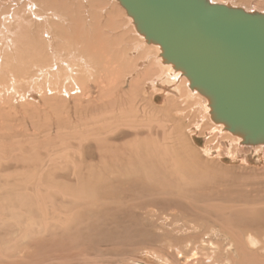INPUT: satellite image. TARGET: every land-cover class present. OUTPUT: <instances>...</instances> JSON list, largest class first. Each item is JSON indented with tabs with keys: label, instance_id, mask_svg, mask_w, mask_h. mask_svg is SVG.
Wrapping results in <instances>:
<instances>
[{
	"label": "rangeland",
	"instance_id": "rangeland-1",
	"mask_svg": "<svg viewBox=\"0 0 264 264\" xmlns=\"http://www.w3.org/2000/svg\"><path fill=\"white\" fill-rule=\"evenodd\" d=\"M4 1L0 264H264L263 157L249 152L242 161L234 147L228 153L217 139L207 144L202 133L209 125H202L201 136L191 134L174 113L180 104L168 110L143 87L150 74L141 76L143 82L141 73L128 76L139 56L122 55L136 40L117 8L110 6L125 24L116 55L124 63L118 73L110 66L109 74H100L101 85L90 81L83 91L78 82L64 84L63 69L60 79L52 77L62 65L55 54L62 60L70 53L77 72L91 23L107 35V21L94 12L89 18L82 0H37L35 8L32 0L17 6ZM213 1L264 9V0ZM70 10L78 14L82 39L64 47L60 38L69 39L75 25ZM35 59L41 66H33ZM249 237H256V247Z\"/></svg>",
	"mask_w": 264,
	"mask_h": 264
},
{
	"label": "water",
	"instance_id": "water-1",
	"mask_svg": "<svg viewBox=\"0 0 264 264\" xmlns=\"http://www.w3.org/2000/svg\"><path fill=\"white\" fill-rule=\"evenodd\" d=\"M114 1L206 99L212 121L245 145H264V13L210 0Z\"/></svg>",
	"mask_w": 264,
	"mask_h": 264
},
{
	"label": "bare ground",
	"instance_id": "bare-ground-1",
	"mask_svg": "<svg viewBox=\"0 0 264 264\" xmlns=\"http://www.w3.org/2000/svg\"><path fill=\"white\" fill-rule=\"evenodd\" d=\"M18 1L21 3L22 0L21 1L20 0H16V1L15 0H5L2 3V6H9V5L17 6V4H19ZM33 1L37 2V0H32V3H33ZM41 1H43V2H40V3L37 2V3H39L40 5H44V4L49 2L47 0H41ZM82 1H84L85 4L83 2V4L81 5V8L80 7L79 8L82 9V11L84 13H85V11L86 12L89 11L90 12V13L88 12L89 18H90L91 13L94 12V15H93L94 18L99 17L100 20H106L107 21L106 25H107V29H108V31H107L108 34L107 35L104 34V32H106V31L100 32L101 28L99 26L96 27L95 24L91 23V27L93 26L91 31H90L91 36H86V37H90V38L84 39V37H83V41H82L83 45L81 46L82 47L81 48L82 54L79 56L80 61H81V66L78 68L77 72H75V70H73L70 67V62L67 60V58L71 54L68 52H63L62 53V55H63L62 60H61V55L59 53L55 54L56 58H57L56 61H59V64H62L61 67L59 65V67H60V68L58 67L59 70L57 68L58 64L56 65V67H51V65H53V64L50 65L51 69L57 68V69H55L56 72L51 73V74H53L52 77L54 76V77H56V79H60V78H58L59 75L57 74V72L60 71V69H63V76H61V79L63 77L64 78L66 77L64 80V82H65L64 84L66 86H68L69 84L71 85V84H75L78 82L79 85L82 86V90L87 91L89 85L91 84L90 81H96L97 85H101L102 82L100 80V74H109L110 66H113L115 69H116V67H117V69H118V67H121L123 56H121V57L117 56L116 57V55H118L117 50H119L118 47H119V45H121V43L119 42V38H121L122 35H124V33H123L124 32V26L123 25L126 24L125 27L128 26L130 28L131 31L129 30V28H128V31L131 32V34L135 37L137 46L135 44L133 49L131 47L129 49L127 47H126L127 49L123 47L124 49L123 48L122 49L123 50L126 49V52L127 51L128 52L127 53L124 52L125 54L122 52L121 53L124 56L126 55V57H124V58H127V60H128V57L130 55H131L130 57H132V56L135 57V54H137V57L139 56L138 57L139 60L137 59L138 62L135 61L137 64L135 63L136 66L134 67V70L131 73H128L129 74L128 76H130V75L133 76L135 74L141 73L140 79H141V82H143L142 80L144 79V77H147V75L150 74L151 77L148 79H145L144 83H142L143 87L149 89L153 94H157L159 96V98L161 99V104L166 106L168 108V110H169V107L171 106V103L173 104V107H175L176 102L178 104H180V107H182V109L181 110H179V109L175 110L174 113H175V115L183 118L185 120V122H187V128L191 130V132H190L191 134H197L199 136L201 134L202 125L204 123H206V125H209V129L203 131V133H202L203 135L201 134L202 136L205 135L204 138H205V140H207V142L205 141L207 144L209 142H211L210 141L211 139L212 140L217 139L218 144L220 143V144L225 145L224 147L227 150L226 152H228V153L230 152L231 147H234L235 150L238 151L237 152L238 156L242 157V161H248L247 157H248L249 152H252V153L255 152V153H257V155L260 154L264 159V145L263 144L245 145V144L241 143V139L238 136L232 135L226 129H224L222 124L215 123L214 121L211 120L210 109L208 107L206 99L203 96H201L199 93H197L195 90L192 91L189 89L187 80L181 75L180 72L174 71L170 65L162 63V60L160 58L159 47L157 45L146 43L143 36H141L140 34H138L135 31V28L133 26L131 18L126 15L125 10L116 1H114V0H91V1L90 0H82ZM87 1H90L91 3L94 1V4L92 3V4L87 5V3H88ZM210 1L212 3H216V4H224V5H229L232 7L242 8L246 12H255L252 10H247L244 7L231 5L229 3L215 2L213 0H210ZM50 4H51V2H50ZM101 5H103V6L106 5L107 8L101 9V7H100ZM35 6L36 5L33 3L32 7L35 8ZM110 6H111V8H113V7H115V9L117 8V11L120 14V17H123L125 19V24L123 22H122L123 24L121 23V21H120L121 19L119 20L121 24L118 22V19L114 16L115 14L113 13L112 9H110ZM73 11H75V10H70V12H68V14H67L70 17L72 22L75 21V25L73 27L72 35L69 37V39H63V37L60 38V39H62L61 41L64 42V44H66V46H64V47H71L72 43L73 44L79 43V41H81V39H82V38H78V35H80V32H78V14H74ZM258 12L264 13V9H263V11L261 10ZM100 23L102 24L103 22L100 21ZM20 25H21V21L18 22L19 28H20ZM115 25H117V29H114ZM45 33H46V31H45ZM125 34H126V32H125ZM57 35L62 36L61 34H58V33H57ZM63 36H65V34ZM75 37L78 39H74ZM111 37H115V38L112 39ZM56 38L59 39V37H56ZM107 38H111V39H107ZM31 41H33V40H31ZM28 44H30V42ZM30 45H29V47H32V43ZM129 45H130V43H129ZM122 46H124V45H122ZM130 46H132V45H130ZM33 47L35 48V45H33ZM37 49H38V46H37ZM142 49L146 50L147 52L151 51L152 55L147 53V52H145L144 54L142 52V55L139 54V53H141L139 51H141ZM6 50L8 51V49H6ZM1 51H4V50H2V47L0 48V53H1ZM35 51H38V50H35ZM69 51H73V50H69ZM137 51H138V53H137ZM38 54H39V52H38ZM0 56H1V54H0ZM6 57H7V55L5 56V59H6ZM133 57L131 58L132 60H133ZM76 58H78V57H76ZM135 58H134V60H136ZM5 59H4V63H5ZM36 60L37 59H35L36 63L33 64V66H37V65L41 66L40 60H39V63H37ZM0 62L2 64V60H0ZM128 62L130 63V60ZM55 63H58V62H55ZM7 64H9L8 61H7ZM30 65H31V61H30ZM129 65L130 64H128V66ZM28 66H29V64H28ZM112 68H111V70H112ZM126 68H128V67H126ZM154 68H156V71H154ZM19 70H21V68ZM50 72H52V71H50ZM118 72H120L119 69L117 70V73ZM115 73H113V74H115ZM141 76L143 77V79L141 78ZM114 77H116V76L114 75ZM114 77L112 76L111 78H114ZM137 78H138V76H137ZM104 79L106 81V78H104ZM135 80L139 81L137 79H135ZM53 81L56 82L54 79H53ZM121 82H122V80L120 81V84H121ZM137 84L138 83L134 84V85H136L135 87H137ZM109 85H110V83H109ZM113 85L114 84H112L111 88L114 89ZM108 88H110V87H108ZM106 91H107V89H106ZM116 99H117V97H116ZM197 105H199V108L197 107ZM170 115H172V114H170ZM217 145L215 146L214 150H216L217 148L221 150L220 146H217ZM188 150H191V149H188ZM211 151H213V150H211ZM189 153H190V151H189ZM218 154H219V152H218ZM217 156H219V155H217ZM243 156H244V158H243ZM181 165H183V164H181ZM155 215H156V213H155ZM254 238H256V237H254ZM254 238L249 237L248 242L252 246L256 247L258 245V242ZM261 245H263L262 242H261ZM240 246H241V244H240ZM241 248L243 249L242 246H241ZM247 248H249V247H247ZM212 258L213 257H211V259ZM197 260L198 259H196V261ZM202 260L203 259H201L200 261L202 262ZM213 260H216V258L212 259V262H214ZM247 260H248V258H247ZM247 260H245V261H247ZM249 260H251V258H249ZM196 261H195V263H197ZM164 262H166V261L164 260ZM206 262L209 263V261H206ZM212 262H210V263H212ZM216 263H217V261H216ZM247 263H249V261ZM188 264H192V263H188Z\"/></svg>",
	"mask_w": 264,
	"mask_h": 264
}]
</instances>
